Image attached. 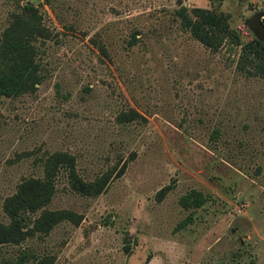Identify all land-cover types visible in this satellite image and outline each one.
Segmentation results:
<instances>
[{
	"label": "rangeland",
	"instance_id": "374dc122",
	"mask_svg": "<svg viewBox=\"0 0 264 264\" xmlns=\"http://www.w3.org/2000/svg\"><path fill=\"white\" fill-rule=\"evenodd\" d=\"M15 1L0 0V31ZM181 2L227 12L241 41L264 38V0ZM177 6H40L48 29L41 81L33 92L0 95V222H8L4 198L23 178L41 177L51 152L72 154L86 180L106 171L110 178L83 195L61 170L42 209L69 210L77 222L61 218L0 243V264H264V77L239 70L235 53L192 38ZM130 110L131 118L121 115ZM189 188L207 200L183 208L178 197Z\"/></svg>",
	"mask_w": 264,
	"mask_h": 264
},
{
	"label": "trees",
	"instance_id": "16d2710c",
	"mask_svg": "<svg viewBox=\"0 0 264 264\" xmlns=\"http://www.w3.org/2000/svg\"><path fill=\"white\" fill-rule=\"evenodd\" d=\"M51 0H16L15 9L9 11L6 24L0 31V95L15 96L24 92H33L43 76L39 53L43 41L48 37V29L42 22L40 6ZM174 12L179 25L190 36L199 41L210 51L220 48L236 54V67L247 75L264 77V38L251 36L241 41L238 31L229 23V14L211 7H186L181 0ZM102 54H106L101 43L96 44ZM132 111L122 113L124 118H131ZM214 133V134H213ZM217 129L212 130L216 135ZM122 164L117 170L120 174ZM63 170L67 182L76 192L83 195H96L105 188L110 178V171L86 180L75 170L73 155L64 151L51 152L43 163L41 177H26L19 181L13 193L7 195L2 208L8 217L7 223L0 222V243H18L34 229L46 231L57 220L69 218L77 222L74 213L66 209L47 210L42 206L50 201L55 190V180ZM170 188L161 186L155 193L159 200ZM207 195L195 188H189L178 197L183 208L201 206ZM40 212L33 216V213ZM191 221L187 214L177 223L182 227ZM29 223L32 225L29 226ZM37 264H44L42 259ZM246 264H257L250 258Z\"/></svg>",
	"mask_w": 264,
	"mask_h": 264
},
{
	"label": "water",
	"instance_id": "95a60500",
	"mask_svg": "<svg viewBox=\"0 0 264 264\" xmlns=\"http://www.w3.org/2000/svg\"><path fill=\"white\" fill-rule=\"evenodd\" d=\"M262 21H264V17L262 18Z\"/></svg>",
	"mask_w": 264,
	"mask_h": 264
}]
</instances>
